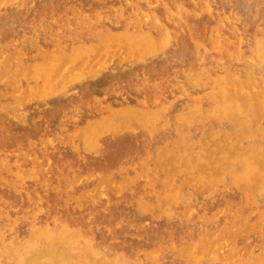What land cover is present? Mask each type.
I'll return each instance as SVG.
<instances>
[{
  "label": "rangeland",
  "instance_id": "1",
  "mask_svg": "<svg viewBox=\"0 0 264 264\" xmlns=\"http://www.w3.org/2000/svg\"><path fill=\"white\" fill-rule=\"evenodd\" d=\"M263 210L264 0H0V264H264Z\"/></svg>",
  "mask_w": 264,
  "mask_h": 264
},
{
  "label": "bare ground",
  "instance_id": "2",
  "mask_svg": "<svg viewBox=\"0 0 264 264\" xmlns=\"http://www.w3.org/2000/svg\"><path fill=\"white\" fill-rule=\"evenodd\" d=\"M63 1V0H62ZM40 2V1H39ZM43 2V1H42ZM65 3V2H64ZM63 3V5H65ZM86 3V2H85ZM95 8V7H94ZM62 9V8H61ZM88 14V13H87ZM91 16V15H90ZM58 17V16H57ZM57 17H56V19H57ZM64 17V16H63ZM63 19V18H62ZM85 19V18H84ZM86 20V19H85ZM105 20V19H104ZM64 21V20H63ZM80 21V20H79ZM180 21V20H179ZM84 22V21H83ZM183 22V21H182ZM65 23V22H64ZM80 23V22H79ZM84 23H86V22H84ZM119 23V22H118ZM78 25V24H77ZM126 25V24H125ZM124 25V26H125ZM64 26V25H63ZM123 29H125V28H123ZM130 30V29H129ZM76 31H78V30H76ZM73 32H74V30H73ZM79 32H80V30H79ZM65 33V32H64ZM75 33V32H74ZM110 33V32H109ZM114 33V32H113ZM67 34V33H66ZM69 34V33H68ZM79 34V33H78ZM84 34H86V33H84ZM88 34V33H87ZM63 35V34H62ZM74 37H75V35H73ZM83 36H85V35H83ZM105 36H107V35H105ZM103 37V36H102ZM111 37V36H110ZM112 38V37H111ZM138 38V37H137ZM82 39V38H81ZM106 39V38H105ZM113 39H114V37H113ZM107 40V39H106ZM120 40V39H119ZM79 41V40H78ZM137 41V40H136ZM81 42V41H80ZM141 42V41H140ZM96 43V42H95ZM99 43V42H98ZM114 43V42H113ZM116 45V44H115ZM99 46V45H98ZM148 47V46H147ZM95 48H97V47H95ZM125 48V47H124ZM99 49V48H98ZM136 49L138 50V48H137V46H136ZM110 50V49H109ZM176 50H177V54H178V56H177V59H176V61H178V62H180L182 59H186L187 57L188 58H190L191 57V55H192V52H191V50H190V47H187V46H183L182 44H180L177 48H176ZM116 51H118V49L116 50ZM110 52V51H109ZM214 52V51H213ZM219 52V51H218ZM97 53V52H96ZM95 53V54H96ZM98 53H99V51H98ZM95 56V55H94ZM80 57V56H79ZM89 57V56H88ZM91 57V56H90ZM201 57V56H200ZM202 58V57H201ZM234 58V57H233ZM151 59V58H150ZM203 59V58H202ZM211 59V58H210ZM239 59H241V58H239ZM153 60V59H152ZM150 61V60H149ZM202 61V60H201ZM228 61H230V60H228ZM199 62V61H198ZM152 63V62H151ZM228 63V62H227ZM149 64V63H148ZM163 65V64H162ZM161 65V66H162ZM224 65V64H223ZM227 66V65H226ZM229 66V65H228ZM150 67H152V68H150ZM182 67V66H181ZM239 66H237V68H238ZM183 68V67H182ZM198 68V67H197ZM200 68V67H199ZM224 68V67H223ZM230 68V67H229ZM162 69V68H161ZM175 69V68H174ZM176 69H179L178 67L176 68ZM153 70L155 71V67L153 66V65H151V64H149V65H146L145 67H144V73H146L147 75H149V73H150V71H151V74H154V72H153ZM171 71V70H170ZM175 71V70H174ZM228 73V72H227ZM230 74V73H229ZM256 74V73H255ZM260 74V73H259ZM258 75V74H257ZM128 76V75H127ZM161 76V75H160ZM164 76V75H163ZM228 76V75H227ZM242 76V75H241ZM155 77V76H154ZM240 77V76H239ZM158 78V77H157ZM160 78V77H159ZM113 79V78H112ZM116 79V78H115ZM69 80V79H68ZM117 80V79H116ZM70 81H71V79H70ZM261 81V80H260ZM263 81V80H262ZM252 82V81H251ZM258 82V81H257ZM220 83V82H219ZM261 83V82H260ZM134 84V83H133ZM136 84H138V83H136ZM143 84V83H142ZM149 84V83H148ZM243 84V83H242ZM246 84V83H245ZM139 85V84H138ZM247 85V84H246ZM261 85V84H260ZM166 86V85H165ZM134 87V89H135V86H133ZM262 87V86H261ZM149 88V87H148ZM246 88H247V86H246ZM145 89V88H144ZM227 89V91H228V88H226ZM136 90V89H135ZM110 91V90H109ZM137 91H138V89H137ZM229 91H230V89H229ZM236 91V90H235ZM171 92V91H170ZM128 93V92H127ZM139 93V92H138ZM252 93V92H251ZM129 94V93H128ZM238 94V93H237ZM92 95V94H91ZM96 95V94H95ZM203 95V94H202ZM132 96V95H131ZM207 96V95H206ZM120 97H122V96H120ZM133 97V96H132ZM208 97V96H207ZM231 97H233V96H231ZM100 98V97H99ZM103 98V97H102ZM152 98V97H151ZM210 98V97H209ZM93 99V98H92ZM91 99V100H92ZM219 99V98H218ZM228 99V98H227ZM203 100H204V98H203ZM93 101V100H92ZM99 101H100V99H99ZM122 101V100H121ZM90 102V101H89ZM96 102V101H95ZM94 102V103H95ZM120 102V101H119ZM145 102V101H144ZM182 102V101H181ZM215 102V101H214ZM220 102V101H219ZM255 103V102H254ZM99 104V103H98ZM97 104V105H98ZM133 104V103H132ZM173 104V103H172ZM187 104V103H186ZM185 105V104H184ZM206 104H204V106H205ZM208 105H210V103L208 104ZM100 106V105H99ZM108 106V105H107ZM117 106V105H116ZM115 106V107H116ZM134 106V105H133ZM138 106V105H137ZM141 106V105H140ZM139 106V107H140ZM155 106V105H154ZM110 107V106H109ZM206 107V106H205ZM119 108V107H118ZM170 108V107H169ZM180 108V107H179ZM113 109V108H112ZM126 110H127V108H125ZM206 109V108H205ZM62 110V109H61ZM91 110V109H90ZM103 110V109H102ZM133 110V109H132ZM178 110V109H177ZM199 110H201V109H199ZM210 110V109H209ZM235 109H233V108H231V107H223V109H222V111H224L225 113L226 112H228V111H234ZM67 111V110H66ZM65 111V112H66ZM106 111V110H105ZM114 111V110H113ZM159 111V110H158ZM186 111H188V110H186ZM195 111H197V109L195 110ZM261 111V110H260ZM128 112V111H127ZM157 112V111H156ZM104 113H106V112H104ZM158 113V112H157ZM184 113H185V111H184ZM193 113H194V111H193ZM137 114H139V113H137ZM161 114V113H160ZM197 114V113H196ZM210 114V113H209ZM262 114V113H261ZM106 115V114H105ZM115 115L116 114H114V116L113 117H115ZM125 115H126V113H125ZM163 115V114H162ZM169 115V114H168ZM190 115V114H189ZM193 115V114H192ZM192 115H191V117H192ZM199 115V114H198ZM197 115V116H198ZM67 116V115H66ZM118 116H120V115H118ZM127 116V115H126ZM131 117L133 116V115H130ZM197 116H195V117H197ZM204 116V115H203ZM228 116V115H227ZM258 116V115H257ZM130 117V118H131ZM182 117V116H181ZM202 117V116H201ZM60 118V117H59ZM64 118H65V116H64ZM67 118V117H66ZM69 118V117H68ZM98 118V117H97ZM110 118V117H109ZM112 118V117H111ZM122 118H125V117H122ZM129 118V119H130ZM140 118V117H139ZM143 118H144V116H143ZM160 118V117H159ZM163 118H164V116H163ZM166 118V117H165ZM204 118V117H203ZM207 118H209V117H206V118H204V119H207ZM223 118V117H222ZM227 118V117H226ZM113 119V118H112ZM119 119V118H118ZM128 118H126V120H127ZM132 119V118H131ZM158 119V118H157ZM169 119V118H168ZM196 119V118H195ZM194 119V120H195ZM198 119V118H197ZM196 119V120H197ZM201 119V118H200ZM218 119H220V118H218ZM224 119H225V117H224ZM108 120V119H107ZM110 120V119H109ZM162 120H164V119H162ZM171 120V119H170ZM182 120H184V119H182ZM186 120V119H185ZM184 120V121H185ZM192 120H193V118H192ZM195 120V121H196ZM199 120V119H198ZM211 120H212V118H211ZM104 121V120H103ZM116 121H117V119H116ZM159 121V120H158ZM200 121V120H199ZM206 121V120H205ZM219 121V120H218ZM224 121V120H223ZM63 122V121H62ZM64 122H66V121H64ZM131 122H132V120H131ZM160 122V121H159ZM170 122V121H169ZM173 122H176V121H173ZM183 122V121H182ZM188 122V121H187ZM207 122H209L208 120H207ZM211 122V121H210ZM125 123V122H124ZM151 123V122H150ZM166 124H167V122H165ZM180 123V122H179ZM199 123V122H198ZM93 124V123H92ZM113 124V123H112ZM137 124H140V123H137ZM155 124V123H154ZM182 124V123H181ZM185 124V123H184ZM192 124H193V122H192ZM196 124V123H195ZM200 124V123H199ZM211 124V123H210ZM147 125H149V124H147ZM185 125H187V124H185ZM197 125V124H196ZM201 125V124H200ZM119 126V125H118ZM117 126V127H118ZM131 126V125H130ZM158 126V125H157ZM175 126V125H174ZM203 126V125H202ZM218 126V125H217ZM90 127V126H89ZM93 127V126H92ZM116 127V126H115ZM120 127H122V126H120ZM133 127V126H132ZM159 127V126H158ZM171 127V126H170ZM180 127V126H179ZM196 127V126H195ZM211 127V126H210ZM87 128V127H86ZM126 128H128V127H126ZM134 128V127H133ZM147 128H150V127H147ZM176 128H177V126H176ZM206 128V127H205ZM209 128V127H208ZM81 129V128H80ZM79 129V130H80ZM89 129V128H88ZM109 129V128H108ZM136 129V128H135ZM141 129V128H140ZM155 129H156V127H155ZM162 129V128H161ZM178 130H179V128H177ZM202 129V128H201ZM207 129V128H206ZM216 129V128H215ZM117 130V129H116ZM120 130H121V128H120ZM124 130V129H123ZM126 130V129H125ZM128 130V129H127ZM151 130V129H150ZM170 130V129H169ZM203 130H204V128H203ZM131 131V130H130ZM145 131H147V130H145ZM149 131V130H148ZM148 131H147V134H148ZM159 131V130H158ZM201 131V130H200ZM114 132H115V130H114ZM153 132H155V131H153ZM163 132V131H162ZM79 133V132H78ZM90 133H92V131L90 132ZM107 133V132H106ZM111 133H112V131H111ZM152 133V132H151ZM96 134V133H95ZM155 134H157V133H155ZM159 134V133H158ZM166 134V133H165ZM164 134V135H165ZM78 135V134H77ZM99 135V134H98ZM104 135V134H103ZM117 135V134H116ZM151 135V134H150ZM163 135V136H164ZM79 136V135H78ZM95 136V135H94ZM101 137V136H100ZM160 137V136H159ZM173 137V136H172ZM106 138V137H105ZM79 139V138H78ZM107 139V138H106ZM115 139V138H114ZM162 140V139H161ZM148 141V140H147ZM111 144V143H110ZM105 145V144H104ZM127 145V144H126ZM78 146V145H77ZM85 147H86V145H85ZM95 147V146H94ZM154 147V146H153ZM146 148V147H145ZM78 149V148H77ZM75 150V149H74ZM96 150V149H95ZM34 151V150H33ZM76 151V150H75ZM94 151V150H93ZM72 152V151H71ZM98 152V151H97ZM96 152V153H97ZM149 152V151H148ZM22 153V152H21ZM44 153V152H43ZM66 154V153H65ZM74 154V153H73ZM78 154V153H77ZM86 154V153H85ZM146 154V153H145ZM24 155V154H23ZM26 155V154H25ZM83 155V154H82ZM101 155V154H100ZM34 156V155H33ZM41 156V155H40ZM60 156V155H59ZM70 156V155H69ZM105 156H107V155H105ZM37 157V156H36ZM66 157V156H65ZM26 158V157H25ZM61 158H62V155H61ZM69 158V157H68ZM76 158V157H75ZM122 158V157H121ZM53 159H54V157H53ZM4 160V159H3ZM60 160V159H59ZM62 160V159H61ZM68 160V159H67ZM137 160V159H136ZM154 160V159H153ZM37 161H39V160H37ZM107 161V160H106ZM150 161V160H149ZM33 162V161H32ZM40 162V161H39ZM70 162V161H69ZM68 162V163H69ZM93 162V161H92ZM100 162V161H99ZM112 162V161H111ZM59 163V162H58ZM71 163V162H70ZM137 163V162H136ZM61 164V163H60ZM72 164H74V163H72ZM83 165V164H82ZM82 165H80V166H82ZM84 165H86L85 163H84ZM65 166V165H64ZM73 166V165H72ZM90 166V165H89ZM104 166V165H103ZM201 166H203V164L201 165ZM200 165H199V167H201ZM83 167V166H82ZM81 167V168H82ZM116 167V166H115ZM236 167V166H235ZM38 167H36L35 168V171H36V169H37ZM57 168V167H56ZM55 168V169H56ZM64 168V167H63ZM80 168V169H81ZM86 168V167H85ZM92 168V167H91ZM94 168V167H93ZM98 168H100V167H98ZM125 168H127V167H125ZM174 168V167H173ZM65 169V168H64ZM75 169V168H74ZM86 169H88V168H86ZM95 169V168H94ZM144 169V168H143ZM172 169V168H171ZM171 169H169V170H171ZM205 169V168H204ZM27 170V169H26ZM78 169H76L75 171H77ZM91 171H92V169H90ZM96 170V169H95ZM108 170V169H107ZM114 170V169H113ZM118 170V169H117ZM116 170V171H117ZM199 170V169H198ZM215 170V169H214ZM218 170V169H217ZM64 171V170H63ZM62 171V172H63ZM71 171V170H70ZM105 171V170H104ZM152 171V170H151ZM22 172V171H21ZM59 171H57V173H58ZM65 172V171H64ZM69 172V171H68ZM67 172V173H68ZM72 172V171H71ZM81 171L79 170V173H80ZM216 172V171H215ZM29 173H30V171H29ZM55 173V172H54ZM83 173V172H82ZM92 173H94V172H92ZM101 173H102V171H101ZM106 173V172H105ZM108 173V172H107ZM133 173V172H132ZM149 173H151V172H149ZM28 174V173H27ZM65 174V173H64ZM216 174H217V172H216ZM238 174H239V176H238V178L239 179H241L242 180V182L245 184V170H243L242 168L241 169H239V171H238ZM69 175V174H68ZM73 175V174H72ZM183 175V174H182ZM195 175V174H194ZM82 176H83V174H82ZM96 176V175H95ZM152 176V175H151ZM64 177V176H63ZM68 177V176H67ZM75 177H77V176H75ZM131 177V176H130ZM179 177V176H178ZM241 177V178H240ZM55 178V177H54ZM82 178V177H81ZM87 178V177H86ZM119 178V177H118ZM192 178V177H191ZM75 179V178H74ZM73 179V180H74ZM155 179V178H154ZM72 180V179H71ZM85 180V179H84ZM98 180V179H97ZM134 180V178L132 179V181ZM70 181V180H69ZM68 181V182H69ZM76 181V180H75ZM87 181H89V180H87ZM104 181V180H103ZM103 181L101 182V183H103ZM51 182V181H50ZM80 182V181H79ZM225 182V181H224ZM226 182H227V180H226ZM66 183V182H65ZM78 183V182H77ZM100 183V184H101ZM74 184V183H73ZM72 184V185H73ZM99 184V183H98ZM97 184V185H98ZM45 185V184H44ZM47 185V184H46ZM52 185V184H51ZM55 185V184H54ZM53 185V186H54ZM57 185V184H56ZM75 185V184H74ZM105 185V184H104ZM103 185V186H104ZM223 185V184H222ZM91 186V185H90ZM95 186V185H94ZM94 186L92 187V188H94ZM113 186V185H112ZM131 186H133V185H131ZM240 187H241V185H239ZM46 187V186H45ZM58 187V186H57ZM72 187V186H71ZM232 187V186H231ZM249 187V186H248ZM48 188V187H47ZM49 188H50V186H49ZM52 188V187H51ZM70 188V187H69ZM40 189H42V188H40ZM53 189V188H52ZM91 189V188H90ZM47 190V189H46ZM46 190H45V192H46ZM180 190H182V189H180ZM198 190V189H197ZM225 190V189H224ZM244 190V189H243ZM252 190V189H251ZM103 191V190H102ZM162 191V190H161ZM232 191H234V190H232ZM253 191V190H252ZM53 192V191H52ZM54 192H55V190H54ZM60 192V191H59ZM201 192V191H200ZM204 192V191H203ZM218 192H220V191H218ZM249 192V191H248ZM51 193V192H50ZM65 193H67V192H65ZM69 193V192H68ZM70 193H72L71 191H70ZM250 193V192H249ZM56 194V193H55ZM58 194V193H57ZM61 194V193H60ZM79 194V193H78ZM92 194V193H91ZM193 194V193H192ZM202 194V193H201ZM213 194V193H212ZM252 194V193H251ZM62 195V194H61ZM194 195V194H193ZM241 195V194H240ZM69 196V195H68ZM67 196V197H68ZM85 196H86V194H85ZM218 196V195H217ZM239 196V195H238ZM244 196V195H243ZM87 197V196H86ZM98 197V196H97ZM227 197H230V196H227ZM241 197V196H240ZM64 198V197H63ZM84 198V197H83ZM106 198V197H105ZM252 198H253V196H252ZM65 199V198H64ZM85 199V198H84ZM70 200V199H69ZM88 200V199H87ZM76 201V200H75ZM77 201H78V199H77ZM81 201H84V200H81ZM92 201V200H91ZM116 201V200H115ZM68 202V201H67ZM152 202V201H151ZM154 202V201H153ZM152 202V203H153ZM254 202V201H253ZM73 203V202H72ZM76 203V202H75ZM99 203V202H98ZM62 204H64V202L62 203ZM80 204V203H79ZM83 204V203H82ZM86 204V203H85ZM164 204V203H163ZM70 205V204H69ZM78 205V204H77ZM76 205V206H77ZM249 205V204H248ZM65 206V205H64ZM73 206V205H72ZM86 206V205H85ZM192 206V205H191ZM244 205H242V207H243ZM260 206V205H259ZM62 207V206H61ZM234 207V206H233ZM255 207V206H254ZM81 208V207H80ZM103 208V207H102ZM247 208V207H246ZM70 210H72V209H70ZM184 211H185V209H183ZM244 211V210H243ZM264 211V210H263ZM255 212V211H254ZM38 213V212H37ZM89 213V212H88ZM135 213V212H134ZM99 214V213H98ZM178 214V213H177ZM96 215V214H95ZM81 216V215H80ZM155 216V215H154ZM86 217V216H85ZM90 218H93V217H90ZM89 218V219H90ZM231 218V217H230ZM75 219V218H74ZM85 219V218H84ZM125 219V218H124ZM91 220V219H90ZM249 220V219H248ZM247 220V221H248ZM84 221V220H83ZM85 222H87V221H85ZM160 222V221H159ZM95 223V222H94ZM119 223H120V221H119ZM137 223V222H136ZM116 224V223H115ZM139 224V223H138ZM161 224V223H160ZM123 225H125V224H123ZM137 225V224H136ZM143 225V224H142ZM229 226V225H228ZM78 228V227H77ZM115 228V227H114ZM62 229V228H61ZM71 230V229H70ZM76 230V229H75ZM79 230V229H78ZM77 230V231H78ZM108 230H110V229H108ZM109 232V231H108ZM134 234H136V233H134ZM142 236V235H141ZM208 236V235H207ZM209 238V237H208ZM202 239V238H201ZM198 240V239H197ZM56 241V240H55ZM112 241V240H111ZM201 241V240H200ZM212 242V241H211ZM210 243V242H209ZM123 244V243H122ZM213 244V243H212ZM212 244H210V245H212ZM46 252V251H45ZM61 252V251H60ZM47 254V253H46ZM53 254V253H52ZM57 257V256H56ZM62 257V256H61ZM149 258V257H148ZM36 259V258H35ZM193 260V259H192ZM76 262V261H75ZM8 264V263H7ZM251 264V263H250Z\"/></svg>",
  "mask_w": 264,
  "mask_h": 264
}]
</instances>
